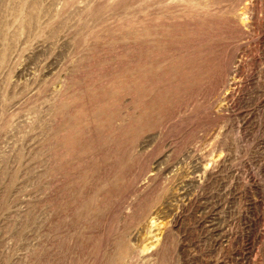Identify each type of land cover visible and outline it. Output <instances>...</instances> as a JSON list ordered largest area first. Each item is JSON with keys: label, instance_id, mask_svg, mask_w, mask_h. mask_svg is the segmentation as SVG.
Segmentation results:
<instances>
[{"label": "rangeland", "instance_id": "1", "mask_svg": "<svg viewBox=\"0 0 264 264\" xmlns=\"http://www.w3.org/2000/svg\"><path fill=\"white\" fill-rule=\"evenodd\" d=\"M0 264H264V0H0Z\"/></svg>", "mask_w": 264, "mask_h": 264}]
</instances>
